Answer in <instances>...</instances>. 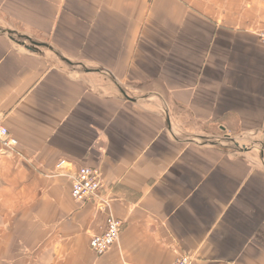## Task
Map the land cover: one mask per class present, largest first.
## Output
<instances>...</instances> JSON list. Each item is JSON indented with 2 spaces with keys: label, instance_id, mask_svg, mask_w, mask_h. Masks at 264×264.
I'll return each instance as SVG.
<instances>
[{
  "label": "crops",
  "instance_id": "obj_1",
  "mask_svg": "<svg viewBox=\"0 0 264 264\" xmlns=\"http://www.w3.org/2000/svg\"><path fill=\"white\" fill-rule=\"evenodd\" d=\"M261 31L264 0H0L17 141L0 145V264H264ZM83 167L122 224L101 257L108 214L71 197Z\"/></svg>",
  "mask_w": 264,
  "mask_h": 264
},
{
  "label": "built area",
  "instance_id": "obj_2",
  "mask_svg": "<svg viewBox=\"0 0 264 264\" xmlns=\"http://www.w3.org/2000/svg\"><path fill=\"white\" fill-rule=\"evenodd\" d=\"M258 41L264 47V31L257 34ZM0 145L5 149H13L17 141L10 134L3 124V117L0 115ZM103 184L100 172L97 169L83 167L80 168L73 177L71 187V197L78 203L83 204L88 200H97V208L107 212L108 219L104 232L99 236H93L90 240L92 253L101 257L118 241L122 224L109 213L110 199L101 196ZM172 264H192L191 258L186 254H180Z\"/></svg>",
  "mask_w": 264,
  "mask_h": 264
},
{
  "label": "rangeland",
  "instance_id": "obj_3",
  "mask_svg": "<svg viewBox=\"0 0 264 264\" xmlns=\"http://www.w3.org/2000/svg\"><path fill=\"white\" fill-rule=\"evenodd\" d=\"M10 39L12 41H14V42H17L18 44L27 46L28 49H30V50H35L34 47L29 46V42L24 40L23 38H10ZM36 50H38V49L36 48ZM204 141L205 142L210 141V142H214V143L220 144V143H224L226 140L224 138H220L219 137V138H212V139H209V140L205 139ZM229 145H231V144L229 143Z\"/></svg>",
  "mask_w": 264,
  "mask_h": 264
}]
</instances>
